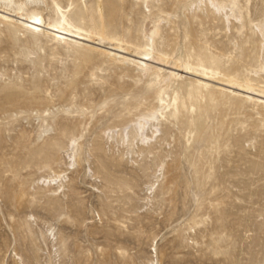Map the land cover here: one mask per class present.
Instances as JSON below:
<instances>
[{"label": "rangeland", "instance_id": "rangeland-1", "mask_svg": "<svg viewBox=\"0 0 264 264\" xmlns=\"http://www.w3.org/2000/svg\"><path fill=\"white\" fill-rule=\"evenodd\" d=\"M221 1L236 2L235 27L195 13L199 0L13 6L58 22L59 4L91 36L251 75L264 68V0ZM180 70L163 80L0 19V264H263L264 107ZM142 115L159 140L142 147L130 130L122 143Z\"/></svg>", "mask_w": 264, "mask_h": 264}, {"label": "bare ground", "instance_id": "bare-ground-1", "mask_svg": "<svg viewBox=\"0 0 264 264\" xmlns=\"http://www.w3.org/2000/svg\"><path fill=\"white\" fill-rule=\"evenodd\" d=\"M22 2L34 6H38L41 0H22ZM146 6L149 7V2L146 1ZM236 2L230 1L226 3L221 0H199V4L195 5L194 12L200 13L205 6L212 16H221L225 20L224 26H236L238 21H241L242 16L240 10L235 9ZM14 0H0V19L2 21H12L28 28L32 32L43 31L44 33L52 36L54 41H64L65 43L77 42V40H83L89 44H93L94 48L100 50L107 55H114L117 58L132 64L140 69L142 73L148 70H157L162 72V79L169 80L171 76L182 72L180 68L188 70V74L196 77L200 80H207L221 87L227 88L235 96L242 95L247 97L249 100L255 102L257 105L264 107V86H260L257 82L258 77H262L264 80V68L260 63V69H254L251 75H240L232 74L234 69H225L224 72L218 71V63L213 62L215 66L213 68L202 66L200 68H192V64H188V67L182 62L169 61L167 58L159 56L158 52L154 49L152 44H146L142 50L129 49L122 44H114L111 41L105 39L104 37L91 36L89 32L83 30L82 28L73 26L67 19L65 11L62 10L59 4H55V7L60 14V21H45L44 17L39 13L25 14L22 10V3H19L16 8H14ZM150 10V8H149ZM99 11L101 13V7L99 5ZM144 33L147 37L150 33H154L153 27L149 26V23L145 25ZM241 27H244V23H241ZM257 27H259L257 25ZM261 34V40L259 41V47L264 48V31L259 30ZM153 43V42H152ZM195 56H200V54H195ZM211 59V57H210ZM202 61V59H201ZM172 64L175 68L171 69L169 72H165V67L167 64ZM169 65V66H170ZM209 70V72H207ZM241 92V94H239ZM261 111L259 110L258 113ZM151 117L147 115H142L137 117L130 125H125L121 129V138L123 141H129L130 130L134 131L135 136L139 137L141 141V146H152L153 142H157L161 135L160 129L154 123L151 122ZM111 130V129H109ZM151 133L149 134L148 132ZM111 137L113 135H110ZM57 180V178H52L51 181ZM46 181V179H43ZM54 182V183H55ZM53 183V184H54ZM264 264V262H263Z\"/></svg>", "mask_w": 264, "mask_h": 264}]
</instances>
